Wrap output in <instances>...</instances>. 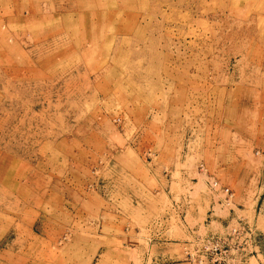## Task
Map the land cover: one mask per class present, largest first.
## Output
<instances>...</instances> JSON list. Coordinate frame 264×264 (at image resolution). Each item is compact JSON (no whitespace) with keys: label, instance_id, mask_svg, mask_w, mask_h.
<instances>
[{"label":"rangeland","instance_id":"374dc122","mask_svg":"<svg viewBox=\"0 0 264 264\" xmlns=\"http://www.w3.org/2000/svg\"><path fill=\"white\" fill-rule=\"evenodd\" d=\"M216 242L264 264V0H0V264Z\"/></svg>","mask_w":264,"mask_h":264},{"label":"built area","instance_id":"2783aa9c","mask_svg":"<svg viewBox=\"0 0 264 264\" xmlns=\"http://www.w3.org/2000/svg\"><path fill=\"white\" fill-rule=\"evenodd\" d=\"M218 186V182H214V188ZM224 192L229 195L228 189H225ZM197 264H224L222 247L219 245V242L209 244L206 248V254L199 258Z\"/></svg>","mask_w":264,"mask_h":264},{"label":"crops","instance_id":"0c3cea01","mask_svg":"<svg viewBox=\"0 0 264 264\" xmlns=\"http://www.w3.org/2000/svg\"><path fill=\"white\" fill-rule=\"evenodd\" d=\"M168 258H169V257H168ZM168 258H167V257H163V258H160V260H158V261H160V264H165V262H168V263H169ZM166 260H167V261H166ZM169 264H171V262H170Z\"/></svg>","mask_w":264,"mask_h":264}]
</instances>
